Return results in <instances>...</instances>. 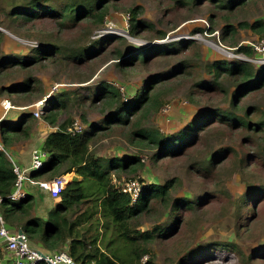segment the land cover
Wrapping results in <instances>:
<instances>
[{"label": "rangeland", "instance_id": "1", "mask_svg": "<svg viewBox=\"0 0 264 264\" xmlns=\"http://www.w3.org/2000/svg\"><path fill=\"white\" fill-rule=\"evenodd\" d=\"M135 6L140 8L138 18L150 22L153 28L131 35L128 10ZM114 7L109 10L105 23L99 29L86 26L59 35L58 30L47 20L19 26L15 34L1 25L4 15L0 12V54L26 56L32 54L33 48L39 47L41 43L53 40L66 48L93 45L102 49L100 55L85 59L80 64L60 59H41L25 69L1 65L0 120L13 123L23 113L32 114L30 138L34 136L35 144L39 145L37 138L45 132L47 124L42 120V115L36 117L33 114L38 101L45 98L49 101L56 94L68 93L64 95L67 102L65 113L75 117L76 126L81 127L79 115L83 112L90 122L101 118L99 106H91L88 100L85 103L82 100L83 95L96 90L98 82L113 83L125 97H129L144 85L150 75L165 73L181 61H186L196 65L160 86L158 92L165 104L157 113L147 114L143 123L144 127H157L166 134H174L210 106H227L228 101L222 93L203 94L200 92L204 91L202 86L195 85L211 77L205 66L207 62L215 59H243L255 67L264 64L252 61L254 56L247 57L236 51L238 46H249L261 37L260 33L249 27L238 26V23L264 22V0H250L235 10L231 14V22L237 31L224 40L221 38L223 21L219 16L225 11L216 10L207 3L180 6L173 0H117ZM215 13L218 18L214 31L210 33L207 17ZM157 31L164 32L165 37L157 39ZM108 35L123 36L127 43L122 45L111 40L102 43L104 36ZM183 38L193 39L195 44L167 56L152 58L144 65L135 64L127 68L117 65V50L126 53L127 49L156 43H176ZM26 76H31L28 83L31 87L27 92H21L18 89L24 87ZM15 85L18 91L8 89ZM4 100H9L12 107L3 109ZM249 101L250 105L258 108L253 117L264 118V88L254 92ZM207 128L200 134L198 142L183 154L156 157L155 160H152L151 155L156 149H137L120 134V129L99 139L93 148L99 155L106 157L139 154L143 166L137 172L113 175L118 186L131 179L137 180L139 186L143 187L148 182L163 183L174 178L173 196L184 195L195 201L192 209L182 208L177 212L179 219L176 225L174 213L162 204H152L141 213L137 221L140 231H153L155 227L162 229L148 244L150 252L145 261L149 259L152 264H264V196L260 194L253 201L250 197L244 199L249 188L264 183V160L260 158V152H264V141L262 137L252 135L243 128H230L219 123ZM6 151L12 156L10 148ZM216 151L224 157L215 165L212 175L204 178L196 172V166L206 163ZM68 174H65L67 179ZM218 189L222 190L220 194L215 193ZM206 190L211 192L210 197L201 198ZM241 201H244V205L239 207ZM99 218L101 240L106 242L111 237L117 240L115 234L118 228L106 218L100 215ZM102 241L101 247L105 249ZM227 244V249H219ZM110 249L120 264L135 263L129 245L117 240ZM9 259L10 254L0 244V260Z\"/></svg>", "mask_w": 264, "mask_h": 264}, {"label": "trees", "instance_id": "2", "mask_svg": "<svg viewBox=\"0 0 264 264\" xmlns=\"http://www.w3.org/2000/svg\"><path fill=\"white\" fill-rule=\"evenodd\" d=\"M117 0H0V12L4 15L1 25L15 33L22 25L34 24L47 20L58 30L57 35L68 30L82 29L86 26L99 29L105 23L106 15L114 7ZM250 0H173L180 6L203 5L213 6L216 10H224L219 17L223 21L221 38L234 34L237 29L231 22V14L246 5ZM129 12V33L137 35L153 28L150 22L140 20V8L135 6ZM219 12V11H218ZM217 14L207 17L209 32L214 31ZM238 26L249 27L264 36V22L255 21L252 24L239 22ZM157 39H163L165 33L157 31ZM2 32L0 31V36ZM16 34V33H15ZM18 35V34H17ZM260 37V38H261ZM113 41L119 44L127 43L123 36H104L102 43ZM195 44V40L183 38L175 42L150 44L128 50L126 53L116 51L118 66L124 68L135 64H145L159 56H167L177 50H183ZM180 47V48H179ZM237 52L247 57L253 56V50L248 45H240ZM102 52L97 46L82 48H66L57 40L41 43L33 48L32 54H0V66L25 69L41 59L65 60L80 64L85 59H93ZM186 61L172 67L165 73L150 75L144 85L132 96L125 97L120 88L113 83L100 81L93 93L82 96L83 103L87 100L91 106H99L101 118L90 122L85 112L79 115L81 130H77L75 117L65 113L68 93L56 94L47 101L50 108L42 113V120L50 127L44 137L41 149L44 151V165L38 171H31L29 178L36 181L50 180L56 176L74 172L78 178L70 180L46 217L33 214L34 198L26 194L20 200H12L11 193L15 188L16 175L13 172L12 158L6 149L17 143L25 142L31 137L30 124L33 115L23 113L17 122L9 123L0 120V214L9 227L21 229L33 243L40 245L44 251H56L66 248L75 264H120L117 256L110 249L117 240L129 245L134 254V264H152L151 260L141 262L148 256V244L160 234L161 228L153 231H140L138 217L148 210L152 204H162L174 213L175 225L178 223L177 212L182 208L192 209L195 201L187 196H173L172 189L176 179H168L163 183L148 182L142 187L139 197L133 201L129 193L123 192L113 179L120 172L135 173L143 166L139 154L131 153L121 156L106 157L99 155L93 144L99 139L110 136L121 130V135L129 144L137 149H156L151 155L169 157L183 154L196 144L204 129L219 123L230 128H243L252 135L262 137L264 141V118L255 119L256 106L250 105L252 94L264 88V64L255 67L248 60L215 59L205 64L210 74L208 80H200L195 85L202 86L203 94L222 93L228 101L225 108L209 107L205 112L197 114L184 128L174 134H166L157 127H144L147 114L157 113L165 104L158 89L163 83L174 78L176 74L185 73L190 66ZM19 66V67H18ZM31 76H26L24 87L18 89L27 92ZM17 85L10 91H18ZM64 97V98H63ZM68 97V96H66ZM242 112V113H240ZM87 126V128H85ZM224 157V156H223ZM223 157L219 152L213 153L206 163L196 167L202 177H210L215 165ZM264 160V152H260ZM221 189L215 193L220 194ZM206 190L203 197H210ZM264 196V183L247 190L244 199L250 197L253 201L257 196ZM244 205L241 201L239 207ZM106 214V215H105ZM99 215L106 218L118 228L115 234L117 240L109 238L102 241ZM107 216V217H106ZM173 228H170V230ZM168 230V232L170 231ZM104 242L103 249L100 242ZM229 245L220 246L227 249ZM190 253V252H189ZM188 253V254H189ZM9 260H0V264H10ZM178 264H183L178 262Z\"/></svg>", "mask_w": 264, "mask_h": 264}, {"label": "built area", "instance_id": "3", "mask_svg": "<svg viewBox=\"0 0 264 264\" xmlns=\"http://www.w3.org/2000/svg\"><path fill=\"white\" fill-rule=\"evenodd\" d=\"M249 46L253 50L252 61L264 62V36L251 42ZM45 101V102H44ZM3 109L12 107L9 100L2 101ZM33 114L36 117L42 115V113L50 108V105L45 100H40L34 105ZM80 131L81 127H77ZM44 151L40 148L32 149L30 153L29 166L21 168L12 160L13 172L16 175L15 188L11 193L10 198L12 200H20L25 197L26 192L23 188V183L29 176L31 171H38L44 165ZM68 183L66 175H59L50 180L36 181L37 187L42 191H47L51 197L59 198L60 193ZM122 191L129 193L133 201L137 200L142 190L137 180L131 179L126 181L122 186ZM0 244L4 246L7 252L10 254L11 264H75L73 258L70 256L66 248L56 251H44L34 246L27 235L19 233L18 229L9 227L0 214ZM40 250L43 253H40ZM147 256H144L141 260L145 261Z\"/></svg>", "mask_w": 264, "mask_h": 264}, {"label": "crops", "instance_id": "4", "mask_svg": "<svg viewBox=\"0 0 264 264\" xmlns=\"http://www.w3.org/2000/svg\"><path fill=\"white\" fill-rule=\"evenodd\" d=\"M52 130V127L48 126L45 128V132L39 135V139L37 138V142L39 145H36L33 138H29L24 143H17V145H12L10 148V152L12 153V160L17 162L21 167L25 168L29 166L30 162V153L33 148L41 147L42 141L46 134ZM68 174V173H67ZM78 177L73 171L68 174V182L73 178ZM23 188L26 194L31 195L34 198V209L33 214L41 217H46L47 213L53 209L55 203L58 202L59 198H53L47 191L40 190L36 185V180L27 177V179L23 183ZM39 249H44L40 245L33 244Z\"/></svg>", "mask_w": 264, "mask_h": 264}, {"label": "water", "instance_id": "5", "mask_svg": "<svg viewBox=\"0 0 264 264\" xmlns=\"http://www.w3.org/2000/svg\"><path fill=\"white\" fill-rule=\"evenodd\" d=\"M18 232L23 233V231L21 229H19ZM40 253H43V252L40 250Z\"/></svg>", "mask_w": 264, "mask_h": 264}]
</instances>
